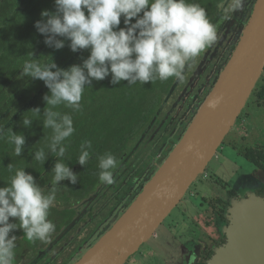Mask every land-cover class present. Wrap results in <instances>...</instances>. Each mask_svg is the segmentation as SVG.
<instances>
[{
  "label": "flooded vegetation",
  "instance_id": "af4514ba",
  "mask_svg": "<svg viewBox=\"0 0 264 264\" xmlns=\"http://www.w3.org/2000/svg\"><path fill=\"white\" fill-rule=\"evenodd\" d=\"M202 1L201 7L217 29L215 43L186 65L183 80L171 78L158 92L156 105L117 158L114 182L109 185L98 179L77 200L56 198L48 217L56 225L55 232L45 242L29 241L21 232L16 235L14 264H74L126 210L179 142L229 60L256 0H244L243 9L234 13L229 11L231 0ZM238 21L241 31L234 37ZM248 105L260 112L253 115L246 110L244 129L238 135L234 128ZM254 116L259 117L256 125ZM220 147L233 155L229 166L220 171L222 176L210 179L203 173L199 177L203 188L191 184L168 214L163 225L165 242L151 241L137 256L133 254V261L126 263L128 258L124 264H209L215 250L226 242L219 223L227 224L232 198L247 197L248 192L264 198V106L249 97ZM249 150L257 163L245 156ZM58 201L72 202L63 205ZM64 209L67 213L61 212ZM158 237L155 230L151 238Z\"/></svg>",
  "mask_w": 264,
  "mask_h": 264
},
{
  "label": "clouds",
  "instance_id": "9594fccd",
  "mask_svg": "<svg viewBox=\"0 0 264 264\" xmlns=\"http://www.w3.org/2000/svg\"><path fill=\"white\" fill-rule=\"evenodd\" d=\"M54 5V12L42 11V19L35 23L45 36V45L59 50L67 40L71 51L88 49L90 54L82 64L67 69L57 67L52 60L41 63L33 58L23 63L21 76L42 80L50 93L43 96L46 107L42 114L40 108H33L29 111L35 119H22L26 128L33 120H41L43 128L52 132L47 151L43 147L35 150L32 159L41 166L49 153L58 159L47 191L25 167L7 165L10 177L6 186L0 187V264H14L17 237L10 236L13 230L22 229L24 237L33 242L50 239L56 225L48 217L59 182H78V174L63 160L68 148L65 141L75 132L73 117L58 107L79 112L86 85L109 74L113 85L121 81L131 86L169 78L183 80L186 65L217 40L216 26L206 10L192 0H54ZM243 6L244 0H231L229 11H241ZM122 16L126 27L119 28ZM219 102L216 98L208 106L214 109ZM7 142L14 145L13 154L19 157L24 135L10 131ZM91 147V141L81 144L76 159L81 166L88 163ZM117 166L111 152L98 156L99 181L112 184ZM10 218L18 223L9 222Z\"/></svg>",
  "mask_w": 264,
  "mask_h": 264
},
{
  "label": "trees",
  "instance_id": "16d2710c",
  "mask_svg": "<svg viewBox=\"0 0 264 264\" xmlns=\"http://www.w3.org/2000/svg\"><path fill=\"white\" fill-rule=\"evenodd\" d=\"M192 2L200 6L203 3L202 0ZM44 10L54 12V0L0 1V187L6 186L10 177L6 167L12 163L17 168L25 167V172L31 174L37 184L47 191L51 187V169L55 159H58L49 153L42 166L32 159L35 150L43 147L47 151V141L52 132L43 128L41 120H33L31 127L26 128L22 119H35L29 111L33 108H40L42 114L46 107L43 96L50 93L42 80L21 76L23 63L33 58L41 63L52 60L57 67L67 69L71 65L82 64L90 54L88 49L71 51L67 40L59 50L45 45V36L35 27V23L42 19L41 12ZM131 22L134 23L135 18ZM118 27H126L123 16ZM170 79L143 85L136 83L128 86L127 81L113 85L109 74L103 80H93L90 86L86 85L79 112H72L63 105L58 107V111L71 113L73 117L75 132L65 141L68 148L63 160L78 174V182L71 184L68 180L60 181L56 198L77 200L98 181V156L111 152L118 158L125 142L147 119L156 105L158 92ZM250 101L264 106V70L251 92ZM10 131L25 137L19 157L13 154L14 145L7 142ZM85 141H91L92 147L89 149L88 163L81 166L76 159ZM250 152L245 156L257 163L255 154L250 155ZM58 202L64 205L72 201ZM61 212L67 213L65 209ZM9 222L18 223L15 218H10ZM20 232L23 233V230L17 228L10 232V236Z\"/></svg>",
  "mask_w": 264,
  "mask_h": 264
},
{
  "label": "water",
  "instance_id": "95a60500",
  "mask_svg": "<svg viewBox=\"0 0 264 264\" xmlns=\"http://www.w3.org/2000/svg\"><path fill=\"white\" fill-rule=\"evenodd\" d=\"M264 70V0H256L239 41L185 133L112 226L74 264H124L203 173ZM220 98L209 108V102ZM226 242L209 264H264V198L231 201Z\"/></svg>",
  "mask_w": 264,
  "mask_h": 264
},
{
  "label": "rangeland",
  "instance_id": "374dc122",
  "mask_svg": "<svg viewBox=\"0 0 264 264\" xmlns=\"http://www.w3.org/2000/svg\"><path fill=\"white\" fill-rule=\"evenodd\" d=\"M251 1H253V0H251ZM250 5L248 4V6L247 7H249ZM238 24H236L235 25V27H234V30H233V33H232V36H236V35H239V33H240V29H239V24H242V22L241 21H238L237 22ZM230 27V26H229ZM229 29V28H228ZM223 38V37H222ZM232 38V37H231ZM231 38L228 40V42H230L231 41ZM235 40V39H234ZM233 40V41H234ZM256 109V107H253L252 105H248L247 106V108H245L243 111H242V113H241V115H240V118H239V120L237 121V124L235 125V128H234V131H235V133L236 134H240L241 133V131H242V129H244V128H242L243 127V125H244V123H245V120H246V117H247V115H246V110H248V111H253L252 113H253V115L254 114H256V115H258L259 114V112L260 111H258L257 109ZM241 119H244V121H242ZM258 119H259V117H257V116H254V125H256L257 123H258ZM254 128H255V126H254ZM233 157V155H232V153H231V151L230 150H228L227 148H225V147H220L218 150H217V152H216V154H215V156H213V158L210 160V162L208 163V165L206 166V168H205V170H204V174H206V175H208V177L211 179L212 177H214V176H222L221 174H220V171L222 170H224V167H226V166H229V160H231V158ZM223 179L225 180H227L228 181V178H226V177H224L223 176ZM200 178L194 183V184H192V186L193 187H195V188H199V189H201V188H203L202 186H201V183H200ZM234 199L232 198V200L231 201H233ZM188 203H190V201H188ZM228 210V209H227ZM174 212H172V214H173ZM171 214V215H172ZM226 214H227V212H226ZM170 215V214H169ZM169 220V218L167 217L165 220H164V222H163V224H161L160 226H158V228L156 229V232L159 234V237L157 238V239H153V238H149L148 240H147V242L146 243H144L143 245H141V247H139V249L136 251V253H135V256H137L138 255V253L142 250V249H144V248H146V247H148V245L150 244V242L151 241H153V240H158V241H160V242H162V243H164L165 241H164V239H166V237H165V231H164V223L165 222H167ZM220 225L222 224V226H221V231L224 233V228H225V226L227 225L226 223H219ZM218 224V225H219ZM134 255L133 256H131V257H129V259L126 261V263H130L131 261H133V257H135Z\"/></svg>",
  "mask_w": 264,
  "mask_h": 264
}]
</instances>
